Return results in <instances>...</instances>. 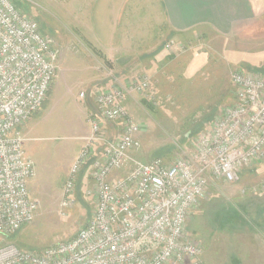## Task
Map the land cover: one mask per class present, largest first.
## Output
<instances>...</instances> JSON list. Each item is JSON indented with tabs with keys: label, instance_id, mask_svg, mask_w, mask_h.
Instances as JSON below:
<instances>
[{
	"label": "built area",
	"instance_id": "built-area-1",
	"mask_svg": "<svg viewBox=\"0 0 264 264\" xmlns=\"http://www.w3.org/2000/svg\"><path fill=\"white\" fill-rule=\"evenodd\" d=\"M56 57L36 21L12 0H0V234L33 221L40 204L30 195L34 166L18 130L47 98ZM231 81L232 102L194 136L188 158L136 162L119 178V169L134 160L140 130L122 100L131 91L146 90L149 82L135 79L100 89L95 97L99 115L88 116L91 135L71 167L73 175L91 161V218L70 239L40 250L0 246V264H205L202 248L184 231L208 176L236 182L244 168L264 160V72L238 68ZM100 119L118 123L113 138ZM73 185L70 177L65 196Z\"/></svg>",
	"mask_w": 264,
	"mask_h": 264
},
{
	"label": "rangeland",
	"instance_id": "rangeland-1",
	"mask_svg": "<svg viewBox=\"0 0 264 264\" xmlns=\"http://www.w3.org/2000/svg\"><path fill=\"white\" fill-rule=\"evenodd\" d=\"M12 2L36 21L57 53L55 76L47 98L18 130L25 156L34 166L28 184L30 195L40 204L33 221L12 234H0V246L11 243L36 251L73 237L93 213L91 161L73 175L71 167L91 135L88 116L99 115L95 97L100 89L125 86L135 79L149 82L146 90L131 91L122 100L125 106L127 97L134 96L132 99L147 122L139 124L128 113L139 125V145L131 153L134 160L128 161L115 175L119 178L132 170L136 162L145 163L155 157L167 162L188 158L194 149V136L210 126L218 107L232 102V72L245 67L227 64L217 54L210 57L208 66L187 78L184 57L192 52L187 49V53L181 51L175 58L163 59L159 73L153 77L135 65L130 73L131 69L128 70L127 77L121 78L118 71L125 68L119 66L121 60L111 58L105 63L84 42L75 26L62 19L64 0ZM107 2L104 0L102 6ZM260 2L263 9L264 0ZM64 11L66 14V6ZM163 43L166 49L174 44L170 39ZM195 45L196 51L207 47L204 38L195 41ZM108 123L113 124L102 126L113 138L118 123ZM70 177L74 185L71 194L65 196L64 187ZM262 180L264 160L244 168L236 182L208 176L204 196L190 211L184 231L187 238L202 248L205 264H264Z\"/></svg>",
	"mask_w": 264,
	"mask_h": 264
},
{
	"label": "crops",
	"instance_id": "crops-1",
	"mask_svg": "<svg viewBox=\"0 0 264 264\" xmlns=\"http://www.w3.org/2000/svg\"><path fill=\"white\" fill-rule=\"evenodd\" d=\"M103 1L64 0L61 15L104 62L121 60L119 66H125L118 71L121 78L135 65L153 77L163 59L187 49L192 51L184 57L187 78L208 66L210 57L217 54L227 64L264 72L262 0H107L102 6ZM199 38H204L205 50H195ZM168 39L174 43L171 50L164 48ZM132 98L125 100L126 110L139 124L146 123Z\"/></svg>",
	"mask_w": 264,
	"mask_h": 264
},
{
	"label": "trees",
	"instance_id": "trees-1",
	"mask_svg": "<svg viewBox=\"0 0 264 264\" xmlns=\"http://www.w3.org/2000/svg\"><path fill=\"white\" fill-rule=\"evenodd\" d=\"M92 50H93V49H92ZM93 51H94V53H96L98 56L101 57V55H100L97 51H95V50H93ZM105 63H106V62H105ZM148 108H149V109H153V107H152L151 105H149Z\"/></svg>",
	"mask_w": 264,
	"mask_h": 264
}]
</instances>
